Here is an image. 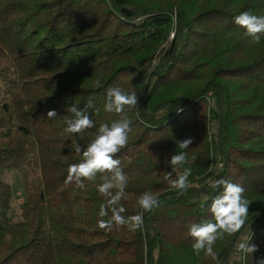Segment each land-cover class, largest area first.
Instances as JSON below:
<instances>
[{"label":"trees","instance_id":"obj_1","mask_svg":"<svg viewBox=\"0 0 264 264\" xmlns=\"http://www.w3.org/2000/svg\"><path fill=\"white\" fill-rule=\"evenodd\" d=\"M264 15V0H0V264H256L264 257V36L245 35L234 17ZM159 52L156 64L145 62ZM136 92L126 108L129 142L115 158L128 174L122 215L143 210L150 191L160 205L142 229L98 228L106 199L96 181L79 189L65 179L106 113V91ZM89 112L95 127L64 132L67 108ZM95 109L100 111L97 113ZM49 110L57 117L47 118ZM192 138L189 188L172 190L177 142ZM16 172L24 200L5 176ZM240 183L252 201L240 232L217 240L215 258L193 252L188 228L212 219V199ZM251 238V240L249 239ZM240 242L259 245L252 256Z\"/></svg>","mask_w":264,"mask_h":264},{"label":"clouds","instance_id":"obj_2","mask_svg":"<svg viewBox=\"0 0 264 264\" xmlns=\"http://www.w3.org/2000/svg\"><path fill=\"white\" fill-rule=\"evenodd\" d=\"M234 23L244 28L245 35L250 37L252 42L259 43L264 36V15H256L249 11L241 12L234 17ZM139 105V97L136 92H127L120 87H111L106 91V101L104 111L120 115V119L113 121L110 125L101 124L93 139L86 146L74 144L73 148L77 154L82 155L79 163L71 164L68 168V174L65 179L66 184L74 183L79 189H85V181H96L98 193L106 199L100 211L101 218L111 216L109 219H99L98 228L106 231H112L113 227H127L130 231L142 229L144 226L143 213L151 212L159 207L160 200L158 195L150 191L142 193L137 199V204L143 210L142 212L125 216L127 211L120 203L127 198L125 191L128 183V174L121 167V161L115 156L129 142V133L132 131L131 120L125 115L126 108H135ZM93 101L89 99L83 108L71 105L67 108L70 116L64 117V132L69 135H75L94 128L95 123L89 112L93 109ZM95 109V112H99ZM57 117L56 110L47 112L48 119ZM193 143L192 138H187L177 142L178 151L171 155V172H168L165 179L170 188L179 194H184L189 188V177L191 169L185 167L173 178V172L178 167H183L188 163L187 152ZM213 188H223L220 195L212 199L209 211L212 219L201 222H193L188 228V236L194 243L193 252L199 255L201 251L205 255L215 258L213 246L217 240H222L226 234L232 235L240 232L246 224L249 216V206L252 203L245 195V188L240 183H233L224 179H216L212 182ZM251 240V238H249ZM238 252L249 256L259 251V245L250 242H240L237 245ZM256 264H264V257L257 258Z\"/></svg>","mask_w":264,"mask_h":264},{"label":"rangeland","instance_id":"obj_3","mask_svg":"<svg viewBox=\"0 0 264 264\" xmlns=\"http://www.w3.org/2000/svg\"><path fill=\"white\" fill-rule=\"evenodd\" d=\"M159 57H160L159 52H156V54L152 58L148 59L145 62L146 68L149 69L153 67L158 61ZM5 176L8 178L9 183L11 184L12 187L13 194L15 196L12 202V213L18 214L20 211V206L24 200L21 179L19 175L13 171L6 173Z\"/></svg>","mask_w":264,"mask_h":264}]
</instances>
